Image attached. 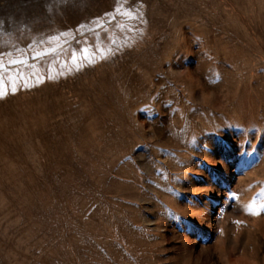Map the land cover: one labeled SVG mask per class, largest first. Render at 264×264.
I'll list each match as a JSON object with an SVG mask.
<instances>
[{"label": "rangeland", "instance_id": "obj_1", "mask_svg": "<svg viewBox=\"0 0 264 264\" xmlns=\"http://www.w3.org/2000/svg\"><path fill=\"white\" fill-rule=\"evenodd\" d=\"M0 60V264H264V0H0Z\"/></svg>", "mask_w": 264, "mask_h": 264}, {"label": "snow or ice", "instance_id": "obj_2", "mask_svg": "<svg viewBox=\"0 0 264 264\" xmlns=\"http://www.w3.org/2000/svg\"><path fill=\"white\" fill-rule=\"evenodd\" d=\"M21 63H24V61L22 59H12V60L9 61V64H12V65L21 64ZM3 68H4V62H3V60H0V70H2ZM15 91H16L15 81L13 80L12 92L14 93ZM5 94H6V92H5V89H4L3 81H2V79H0V98H2ZM260 208L264 209V203H262L260 205ZM248 211L251 214H257V212L254 210V205H249Z\"/></svg>", "mask_w": 264, "mask_h": 264}]
</instances>
